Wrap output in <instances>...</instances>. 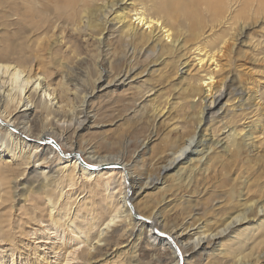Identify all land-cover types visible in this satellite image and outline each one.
<instances>
[{
  "label": "bare ground",
  "instance_id": "obj_1",
  "mask_svg": "<svg viewBox=\"0 0 264 264\" xmlns=\"http://www.w3.org/2000/svg\"><path fill=\"white\" fill-rule=\"evenodd\" d=\"M135 3L136 0H0V24L5 26L9 21L15 29L8 35V40L0 39V180L13 181L15 197L27 185L36 196L26 214V224L31 225V230L27 232V237L20 239L14 227L11 238L1 240L3 245L9 246L5 249V256L0 258V264H110L112 261H109L120 254L118 241L126 236V228L132 225L148 229L149 238L154 242L152 247L161 245L170 248L175 264H185L186 257L191 255L189 253L206 251L211 245L215 246L214 253L229 256L233 264H249V258L257 261L262 258L259 251L245 254L244 242L261 234L264 242V200H242L239 209L232 211L234 214L224 220L219 230L208 236L192 239L191 234V238L183 239L184 231L174 237L163 233L157 220L138 219L139 214L132 205V194L143 191L146 185L138 186L137 190L138 183L132 181L131 174L120 159L98 158L89 154L91 165L80 162L72 138L88 126L90 116L86 109L76 110L73 103L77 92L74 89L62 82L53 84L49 69L53 58L59 55L56 45L65 41L64 35L69 31L83 33L86 25L90 27L92 22L89 17L96 11L95 7L105 20L103 43L108 49L117 41H121L124 49L140 42H152V54L154 56L157 52V59L174 55L185 48L187 30H195L201 24V12H208L221 22L231 13L233 19L238 20L254 5L264 8V0H149L150 11L145 6L134 7ZM237 3L241 8L236 13L232 12ZM161 15L175 20L177 24L172 22L175 25L172 24L170 29L164 27L158 18ZM54 38L56 45L52 47L49 43ZM197 44L190 50L193 54L187 57L189 60L179 63L178 73L189 75L192 82L188 86L193 91L195 81L199 82L198 87L203 92L199 122L194 134L166 155L167 164L163 166V172L178 168L183 174L187 169L194 170L195 164L209 162L212 151L237 158L245 148L242 141L251 140L249 133L243 135L247 127L238 130L226 123L228 111L224 107L228 106L230 98L225 103L224 100L229 93L223 85H214V74L220 66L218 58L224 53L226 38L222 35L210 36L207 43ZM129 57L126 55L123 59L127 60V64H130L129 59H133ZM212 66L213 74L207 72L202 75ZM136 71V67L121 70L109 80L107 88L126 87L134 81ZM193 71L198 75H191ZM103 83V77L97 79L95 89L86 97L82 107L93 97L97 87H103ZM244 91L238 93L240 97L236 109L243 110L251 100V96H242ZM155 94L154 89L144 87L129 112L139 113V108H148L150 105L147 104L155 99ZM253 96L252 101L255 102ZM253 107L255 105L245 109H252L255 113L260 108ZM77 111L83 115L82 120L77 116L75 121L73 115ZM248 119L243 118V123ZM209 120L222 124L217 131L209 130L208 139V131L203 128L209 125ZM58 135L61 141H66L65 145L70 144L69 151L72 152L64 154L60 151L56 143ZM186 163H189L187 167ZM74 186L81 195L80 200L73 198L71 201L65 189ZM118 187L120 189L116 191ZM249 191L250 188L247 193ZM252 213L263 219L253 221L254 225L246 230L248 233L245 236V233L238 232V228L251 224L249 215ZM226 237L230 242L224 245L222 239ZM8 241L11 244H7ZM176 241L188 250L184 256L178 251ZM205 244H208L207 248Z\"/></svg>",
  "mask_w": 264,
  "mask_h": 264
},
{
  "label": "rangeland",
  "instance_id": "obj_2",
  "mask_svg": "<svg viewBox=\"0 0 264 264\" xmlns=\"http://www.w3.org/2000/svg\"><path fill=\"white\" fill-rule=\"evenodd\" d=\"M143 6L148 8L149 0H136L134 7ZM258 7L254 5L253 9L240 15L238 20L233 19V13L228 14V18L221 22L216 21L208 12H201V24L195 30H187L185 48L160 59L156 58L157 52V55L152 54V42H143L146 45L140 42L125 50L121 41H117L108 49L107 44L103 43L105 20L98 7H95L96 11L89 17L92 24L90 27L86 25L83 33L69 31L64 35L65 41L62 44L56 45V38L49 43L59 49V55L53 58L52 69H49L53 84L62 82L74 89L77 92L73 103L77 107L76 110L86 109L90 116L91 122L87 128L72 138L74 148L79 152L80 162L91 165L89 154L98 158L120 159L124 168L131 174L132 181L138 183L136 189L146 185L142 193L133 192L134 209L143 218L157 220L163 233L175 237L178 232L184 231L183 239L191 238V234L192 239L201 235L208 236L223 226L224 220L239 209L242 200H264V104L260 107L261 103H264V8L259 5ZM240 8L237 3L232 12L236 13ZM158 18L163 26L169 29L172 28V22L177 24L175 20L171 21L164 15ZM7 23L6 27L0 24V39L8 40L15 30L9 21ZM221 35L226 38L227 45L224 53L218 58L220 66L217 71L220 70L216 73L214 71V85H223V89H227L229 93L224 100L225 103L230 98L228 106L224 107L228 111L226 123L238 130L247 127L243 135L249 133L251 140L242 141L244 152L237 158L212 151L209 162L202 163L203 165L195 164L194 170L187 169L183 174L179 173L178 168L163 172V166L167 164V154L194 134L203 106V92L198 87L199 82L195 81V91L191 90V86H188V83L192 82L189 75L178 73L179 63L189 60L187 57L193 54L190 50L196 47L197 43H207L208 37ZM126 55L133 58L128 60L130 64L123 60ZM127 66L137 68L134 81L123 88H107L109 80L121 70L127 69ZM213 67L202 75L207 72L213 74ZM186 70L187 68L184 71ZM191 75L198 74L193 71ZM101 77L104 80V89L97 87L93 97L82 107L86 97L95 89L97 79ZM62 79L63 81H58ZM144 87L156 91L153 97L155 99L147 104L150 105L146 106L148 108H139V113L136 111L132 114L129 110ZM244 89H247V92ZM242 90L246 93L242 96H251L246 107L255 105L253 109H261L255 113H252V109L246 110V107H243L244 111L236 109L239 105L238 93ZM252 94L256 104L252 101ZM79 115V111L73 115L75 121L77 116L82 120L83 115ZM242 117L250 118L247 124L243 123ZM208 124L203 129L208 131L206 133L209 139V130L217 131L222 123L209 120ZM60 137L58 135L59 139H56L60 151L69 154L72 152L69 151L70 144L65 145L66 141H61ZM206 143L209 144L208 141ZM185 165L187 167L189 163ZM45 171L48 172L49 168ZM12 182L11 179L0 182L2 185L6 183L3 187L0 184V258L5 256V249L9 246L3 245L1 240L11 238L12 228L15 227L20 239L27 237V232L31 230V225L26 224V214L31 202L36 198L35 193H32L28 188L30 185L26 184L27 188L15 197ZM248 188L250 191L247 193ZM119 189L120 187L116 191ZM65 191L70 195L71 201L80 198V192L75 186L68 187ZM249 218H252L251 224L238 228V232L245 233V236L248 233L246 230L254 225L257 219H263L254 213L250 214ZM111 234L110 231L109 235ZM125 234L126 236L118 241L120 254L110 258V264H175L176 259L170 248L161 245L152 247L154 242H151L147 228L132 225L126 228ZM126 237L128 238L125 239ZM262 238L263 234L244 242L245 254L258 251L262 253L260 261L249 258L247 263L264 264ZM228 240L226 237L222 239V243L227 245L230 242ZM7 244L11 243L8 241ZM176 247L183 256L188 251L177 241ZM204 247L207 248L208 244ZM214 247L211 245L206 251L189 253L191 255L186 257L185 264H233L234 261L231 263L229 256L214 253Z\"/></svg>",
  "mask_w": 264,
  "mask_h": 264
},
{
  "label": "water",
  "instance_id": "obj_3",
  "mask_svg": "<svg viewBox=\"0 0 264 264\" xmlns=\"http://www.w3.org/2000/svg\"><path fill=\"white\" fill-rule=\"evenodd\" d=\"M138 219H140V220H143L144 218H143V217H141V216H139V217H138Z\"/></svg>",
  "mask_w": 264,
  "mask_h": 264
}]
</instances>
